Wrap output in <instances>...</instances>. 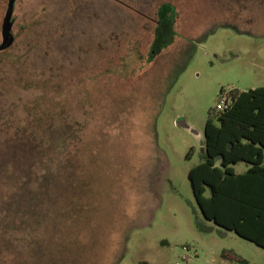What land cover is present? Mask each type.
Segmentation results:
<instances>
[{
    "label": "rangeland",
    "instance_id": "1",
    "mask_svg": "<svg viewBox=\"0 0 264 264\" xmlns=\"http://www.w3.org/2000/svg\"><path fill=\"white\" fill-rule=\"evenodd\" d=\"M162 3L175 32L148 62ZM11 33L0 122L36 104L77 140L52 154L70 166L49 177L33 227L5 229L0 264H237L223 250L264 264V250L202 217L187 179L209 112L264 87V0H18Z\"/></svg>",
    "mask_w": 264,
    "mask_h": 264
},
{
    "label": "trees",
    "instance_id": "2",
    "mask_svg": "<svg viewBox=\"0 0 264 264\" xmlns=\"http://www.w3.org/2000/svg\"><path fill=\"white\" fill-rule=\"evenodd\" d=\"M176 17L172 4L158 6L148 62L152 53L159 54L171 43ZM6 52H0V57ZM225 98L230 101L226 109L215 107L209 112L201 162L188 171L187 179L206 221L264 250V87L233 89ZM70 129L62 123L53 126L46 109L36 104L26 112L23 122H0V212L6 214L0 219V248L6 228L17 231L20 226L33 227L34 221L29 224L28 218L32 219L37 208L48 201L49 177L54 171L64 181L62 176L70 164H53L52 154L62 156L64 144L76 142ZM242 162L248 168L236 174L232 166ZM197 228L210 231L200 225ZM33 253L30 249L31 256ZM220 257L248 264L232 250H223ZM138 264L148 263L143 260Z\"/></svg>",
    "mask_w": 264,
    "mask_h": 264
},
{
    "label": "water",
    "instance_id": "3",
    "mask_svg": "<svg viewBox=\"0 0 264 264\" xmlns=\"http://www.w3.org/2000/svg\"><path fill=\"white\" fill-rule=\"evenodd\" d=\"M18 0H7L6 11L1 24V42H0V52L6 51L13 44L14 38L11 33L12 29V15L14 5Z\"/></svg>",
    "mask_w": 264,
    "mask_h": 264
},
{
    "label": "built area",
    "instance_id": "4",
    "mask_svg": "<svg viewBox=\"0 0 264 264\" xmlns=\"http://www.w3.org/2000/svg\"><path fill=\"white\" fill-rule=\"evenodd\" d=\"M229 104L230 101L227 98H223L217 103L216 110H224L229 106Z\"/></svg>",
    "mask_w": 264,
    "mask_h": 264
}]
</instances>
